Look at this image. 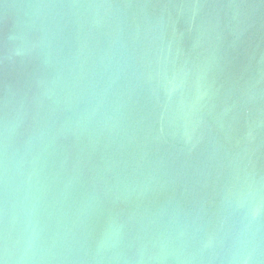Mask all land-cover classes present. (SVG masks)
Masks as SVG:
<instances>
[{
  "label": "water",
  "instance_id": "obj_1",
  "mask_svg": "<svg viewBox=\"0 0 264 264\" xmlns=\"http://www.w3.org/2000/svg\"><path fill=\"white\" fill-rule=\"evenodd\" d=\"M0 264H264V0H0Z\"/></svg>",
  "mask_w": 264,
  "mask_h": 264
}]
</instances>
